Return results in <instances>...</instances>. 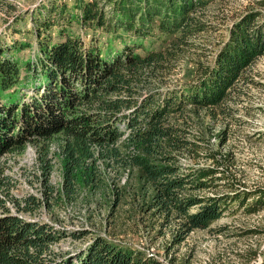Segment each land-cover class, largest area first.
<instances>
[{
    "label": "trees",
    "instance_id": "16d2710c",
    "mask_svg": "<svg viewBox=\"0 0 264 264\" xmlns=\"http://www.w3.org/2000/svg\"><path fill=\"white\" fill-rule=\"evenodd\" d=\"M47 4L31 16L36 59L21 64L17 53L30 46L22 38L0 43V157L32 143L51 196L53 148L61 158L66 197L81 184L98 185L101 164L113 170L136 167L144 184L153 188L154 204L182 218L185 232L208 228L233 204L247 213L264 209V189L240 190L230 180L225 185L235 190L228 193H187L219 187L222 178L214 168L181 171L177 153L191 142L172 121L188 108L216 113L226 107L249 68L264 55V18L248 14L235 22L214 64H198V80L142 93L141 84L169 69L193 45L191 38L207 28L197 15L205 0ZM76 26L86 28V35ZM96 30L103 31L99 38ZM40 203L32 195L17 207L32 212ZM0 207V264H164L155 255L99 235L75 252H57L53 244L68 235L66 229L23 218L1 199ZM74 233L83 238L88 231Z\"/></svg>",
    "mask_w": 264,
    "mask_h": 264
},
{
    "label": "rangeland",
    "instance_id": "374dc122",
    "mask_svg": "<svg viewBox=\"0 0 264 264\" xmlns=\"http://www.w3.org/2000/svg\"><path fill=\"white\" fill-rule=\"evenodd\" d=\"M49 1L0 0V43H12L14 38L30 43L17 53L21 64L36 59L38 45L31 16ZM205 1L197 15L207 28L191 38L193 45L169 69L141 84L140 92L166 91L198 80V64H214L235 22L248 14L264 18V0ZM66 2L71 7L75 0ZM104 7L109 10L111 4ZM17 28L22 31L16 33ZM76 30L86 35V28L76 26ZM96 31L100 37L103 31ZM158 42L154 45L159 46ZM172 121L184 129L191 142L177 153L181 171L214 168L222 178L219 187L189 189L187 193L219 195L235 190L226 187L227 180L240 190L264 189V55L249 68L223 110L211 113L188 108L186 114L174 115ZM52 155L54 169L48 183L55 191L51 196L38 170L32 143L23 151L4 153L0 157V199L8 210L23 218L66 229L68 235L53 244L57 252H75L99 235L155 255L164 264H260L264 260V209L247 213L244 207L233 204L208 228L185 232L182 218L175 213L167 215L154 204L153 188L144 184L136 167L113 170L101 164L98 185L81 184L74 195L66 197L61 158L54 148ZM32 195L41 202L39 207L32 212L19 211L18 202ZM80 229L88 231L83 238L74 235Z\"/></svg>",
    "mask_w": 264,
    "mask_h": 264
}]
</instances>
